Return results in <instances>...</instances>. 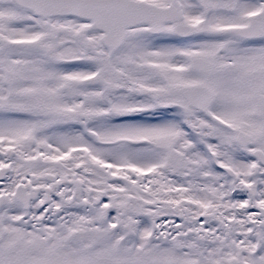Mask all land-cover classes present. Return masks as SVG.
Returning a JSON list of instances; mask_svg holds the SVG:
<instances>
[{
  "label": "snow or ice",
  "instance_id": "6c2138e0",
  "mask_svg": "<svg viewBox=\"0 0 264 264\" xmlns=\"http://www.w3.org/2000/svg\"><path fill=\"white\" fill-rule=\"evenodd\" d=\"M0 264H264V0H0Z\"/></svg>",
  "mask_w": 264,
  "mask_h": 264
}]
</instances>
